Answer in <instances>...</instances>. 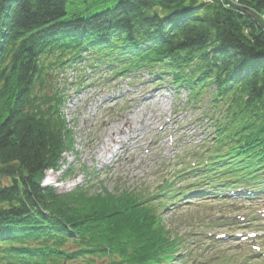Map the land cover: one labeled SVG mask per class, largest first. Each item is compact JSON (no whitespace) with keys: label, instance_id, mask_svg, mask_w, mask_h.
<instances>
[{"label":"trees","instance_id":"obj_1","mask_svg":"<svg viewBox=\"0 0 264 264\" xmlns=\"http://www.w3.org/2000/svg\"><path fill=\"white\" fill-rule=\"evenodd\" d=\"M239 1L264 11V0ZM251 13L221 0H0V264H186L161 206L263 196L264 21ZM84 60L188 91L202 139L159 204L43 184L74 148L50 70Z\"/></svg>","mask_w":264,"mask_h":264},{"label":"rangeland","instance_id":"obj_2","mask_svg":"<svg viewBox=\"0 0 264 264\" xmlns=\"http://www.w3.org/2000/svg\"><path fill=\"white\" fill-rule=\"evenodd\" d=\"M221 1L239 10L243 7L239 0ZM254 17L262 23L264 11ZM50 73L53 88L64 96L62 111L74 148L64 154L60 170L46 172L43 184L60 192L80 185L92 193L129 189L159 204L157 192L182 153L202 139V128L188 105V91H174L170 77L153 81L144 72L112 76L101 68L92 69L85 60ZM158 211L170 233L183 239L182 250L191 255L186 264L196 260L197 264H264V254L254 256L261 233L251 236L252 228L236 226L245 215L264 224V195L252 202L183 200ZM221 223L230 226L219 227ZM221 233L229 236L219 245L213 239ZM241 233L246 237H239Z\"/></svg>","mask_w":264,"mask_h":264},{"label":"water","instance_id":"obj_3","mask_svg":"<svg viewBox=\"0 0 264 264\" xmlns=\"http://www.w3.org/2000/svg\"><path fill=\"white\" fill-rule=\"evenodd\" d=\"M240 10H243V11H245V12L251 13V12H249V10H247V9H245V8H243V7H241ZM251 14H253L254 16H256L254 13H251ZM256 17H257V16H256Z\"/></svg>","mask_w":264,"mask_h":264}]
</instances>
